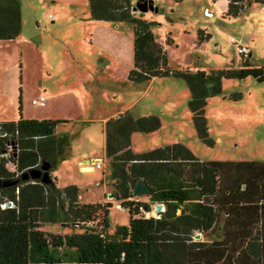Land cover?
I'll list each match as a JSON object with an SVG mask.
<instances>
[{
	"label": "trees",
	"instance_id": "1",
	"mask_svg": "<svg viewBox=\"0 0 264 264\" xmlns=\"http://www.w3.org/2000/svg\"><path fill=\"white\" fill-rule=\"evenodd\" d=\"M226 1L227 16H238L253 2L264 4ZM88 3L94 20L132 23L131 82L184 79L195 129L208 145L215 141L206 109L209 98L222 93L223 81L252 76L264 82V67L253 66L250 55L241 56L242 68L171 66L150 22L136 16L133 0ZM21 32V0H0V40L16 39ZM206 36L199 32V41ZM229 98L237 101L242 95L232 93ZM65 122L25 118L22 113L17 120L1 122L6 134L0 135V264H264V159L204 160L180 142L136 153L133 133L158 130L161 118L135 117L130 111L111 118L106 124V156L112 194L131 216L129 225H119L109 238L112 203L82 202L78 185L60 187L52 174L71 150V136L56 131ZM44 161L50 163L49 181L31 174ZM139 179L152 190L149 201L133 194ZM157 203L164 205L161 216H146ZM59 221L72 223L76 231L53 235L40 228L42 222ZM196 233L202 238L196 239Z\"/></svg>",
	"mask_w": 264,
	"mask_h": 264
},
{
	"label": "rangeland",
	"instance_id": "2",
	"mask_svg": "<svg viewBox=\"0 0 264 264\" xmlns=\"http://www.w3.org/2000/svg\"><path fill=\"white\" fill-rule=\"evenodd\" d=\"M137 1L133 0V4ZM152 1L158 7L157 11L135 13L150 22V29L167 51L169 65L192 69L204 66L208 71L224 68L242 59L238 46L247 44L252 49V64L264 67V4L253 2L238 16H227L225 0ZM21 5L23 37L33 45H43L49 50L47 59L43 61L30 49V44L24 48L25 104L31 110L30 114H42L44 105H34L31 101L40 97L41 84L46 83L50 91L51 86L55 87L53 96L59 100L54 101L49 93L45 94L47 103H50V119L68 121L76 118L59 124L56 129L58 134L71 136L74 150V154L70 152L61 166L55 169L58 183L61 187L78 185L82 202H111L107 236L113 238L119 225H129L130 211L112 194L114 186L109 159L102 167L93 160L96 156H103L102 123L82 121L94 114L102 115L103 111L113 107L109 104L112 93L109 86L112 84L117 87L124 103L141 96L146 90L147 81L135 83L124 76L125 67L133 63V25L130 22L115 24L92 19L88 0H21ZM199 32L209 37L199 41ZM16 43V40L10 41L11 45ZM6 50H11L12 57L9 56L8 60L13 62L12 48ZM60 50L65 51V58L58 57ZM104 52L114 60L112 69L98 66L104 64L98 59ZM15 55L19 61V51ZM119 58H122L120 62L123 65L116 68ZM4 63L0 60V65ZM46 66L51 68V76ZM115 69L117 71L113 73ZM89 78H96L98 86H107L103 92L108 99L106 107H94ZM20 82L22 79L19 78ZM59 83H76V105L73 91H60ZM232 93H239L242 98L234 101L229 98ZM189 96L184 79L172 76L158 78L148 93L137 101L134 112L158 115L162 125L151 133L135 132L133 149L145 151L180 142L204 160L264 159V82L252 76L225 79L222 93L209 98L206 116L210 136L215 141L213 145L203 142L197 134L187 103ZM11 148L15 149L14 145ZM84 160L94 168L83 170ZM137 199L149 201L147 195ZM73 226L64 221L42 222L40 228L53 235H64L75 232Z\"/></svg>",
	"mask_w": 264,
	"mask_h": 264
},
{
	"label": "crops",
	"instance_id": "3",
	"mask_svg": "<svg viewBox=\"0 0 264 264\" xmlns=\"http://www.w3.org/2000/svg\"><path fill=\"white\" fill-rule=\"evenodd\" d=\"M225 2L227 4L226 0H225ZM208 12L211 13L212 11L210 9H208ZM15 40L17 42L16 43L17 45H11L10 41H15ZM91 42H92V39H91ZM27 44L28 45L30 44V46H32L30 49L34 50L36 52V54L43 61H45L47 59V55H48L49 50L43 45H39V47L33 45L29 40H27L25 37H23L22 32H21L20 36L17 37L16 39L0 40V60L5 61L4 65H0V123L3 121L17 120V119H19L21 113H22V116L25 118H37V117H41V119L52 118V113H51V110L49 109L50 103H47V98H46V104L44 105L45 109H44V112L42 114H36V115L30 114L31 110L25 104L24 94H25L26 89H25V87H23L24 86L23 85V78H24V70H25V66L23 63V55L25 53L24 48ZM6 48H12L14 55L19 51V54H20L19 57H21V59L18 61L17 58H15L16 55L15 56L13 55V62H9L8 57L9 56L12 57V53L9 52L11 50L7 51ZM251 55H252V49L250 48V61H251ZM58 57L59 58L60 57L65 58V51L60 50ZM108 57H111V56L109 54H106L105 52L101 53L100 56L98 57V59L103 60L104 64H100L98 66L99 67L104 66V69H112V67L114 65V60L112 57L109 60ZM121 60H122V58H119L118 61L115 60L117 63L116 68H119L120 66L123 65L122 62H120ZM251 64H252V62H251ZM253 66H259V65L253 64ZM132 67H133V63L131 66L125 67V71H124L125 77L128 78V73ZM242 67H244V64H243L242 59H241L240 61L235 62L233 65L228 64L224 68H242ZM46 69H47L48 75L51 76L53 74L51 71V68H48V66H46ZM201 69L208 71L206 69V67H204V66H202ZM113 71H114L113 73H116L117 70L115 69ZM19 78H20V80L22 79V82H20V83H19ZM158 78H162V77H155V78H152L151 80L147 81L148 85L146 87V90H144V92L141 94V96H144V93H148V91L152 88L154 82H156V80ZM62 84L63 83H59V86H58L60 91H66V92H69L67 90L73 91V102L76 105V93H75L76 92V83H69V84H63V85ZM92 84H94V85L92 86ZM97 84L98 83H96V78H89V85L92 87L91 93H93L92 99H93L94 107L100 109V108L107 106L106 102L108 99L105 98V94L103 93L104 91L107 90V86L101 87V86H98ZM109 87L111 89L110 92L112 91V93L110 94L111 98L109 99L110 100L109 104H113L112 105L113 107L109 110L103 111L102 115H98V114L95 115L94 114L92 116H88L87 118H84V120L82 121L84 123H90V122H95V121L102 123L101 128H102V134H103V138H104L103 156H96V158H94L93 160L94 161L95 160L102 161L103 164L106 163V161L108 160V158L106 156V144H107L106 124H107L108 120H110L111 118H118L122 113H124L126 111H130L135 117L144 116V114L138 115L134 112L135 108H136V103L138 100H140L141 96L135 98L134 100H132L130 102L124 103V102H122V100H120L119 94L116 90L117 87L113 84ZM41 88H42V90H41L40 96L41 95L46 96L45 94L49 93L50 97L52 96V100H54V101L58 100L53 96L54 95L53 92L55 91L54 86H51V91H50L49 87L46 85V83H42ZM188 90H189V88H188ZM189 93H190V90H189ZM98 94H101V97H99ZM20 105H21V109H20ZM40 111H42V109H40ZM148 115H150V114H148ZM70 120L75 121L76 118H74V117L70 118V119H68V122H70ZM136 132H140V131H136ZM173 143H175V142H173ZM157 147H159V146H157ZM154 148H156V147H154ZM132 149H133V147H132ZM151 149H153V148H151ZM148 150H150V149H148ZM148 150H145V151H148ZM133 151L136 153L145 152V151H135L134 149H133ZM70 152H71V154L74 152L73 146H71ZM70 152H69V154H70ZM215 160H218V159H215ZM219 160H222V159H219ZM225 160H242V159H225ZM62 162L59 164V167L61 166ZM87 162H88V160H84L82 163H86V165H82L81 168L83 170H85L87 168H89L90 170L93 169L94 167L92 165H88ZM53 175L57 178V181H58V175L55 173V171H54ZM197 234H200V236L197 237L196 236ZM196 235H195L196 239L202 238L201 233H196Z\"/></svg>",
	"mask_w": 264,
	"mask_h": 264
},
{
	"label": "water",
	"instance_id": "4",
	"mask_svg": "<svg viewBox=\"0 0 264 264\" xmlns=\"http://www.w3.org/2000/svg\"><path fill=\"white\" fill-rule=\"evenodd\" d=\"M133 10L136 12H144L148 10L157 11L158 7L153 3L152 0H138L133 6ZM5 134L6 132L5 130L1 129V123H0V135H5ZM49 169H50V163L44 161L41 168L32 170L31 174L33 177H41L43 181H49L50 179ZM27 175L28 174H26V176ZM151 193L152 190L144 179H139L134 185L133 194L136 196L150 195ZM155 207L158 211H161L164 205L163 203H157ZM196 236L199 237L200 234H197Z\"/></svg>",
	"mask_w": 264,
	"mask_h": 264
},
{
	"label": "built area",
	"instance_id": "5",
	"mask_svg": "<svg viewBox=\"0 0 264 264\" xmlns=\"http://www.w3.org/2000/svg\"><path fill=\"white\" fill-rule=\"evenodd\" d=\"M238 52H239V54H240L241 56H243V57H247V56L250 55V48H249L248 45H246V44H242V45H239V46H238ZM31 102H32V104H34V105H40V106H43V105L46 104V97H45L44 95H41L39 98H34ZM11 145H13V144H11ZM11 145H10V146H11ZM11 149H12V148H11ZM7 154H9V153H4L3 156H6ZM96 165H97L98 167H102V166H103V162H102V161H98V160H96ZM9 167H10V169L15 170V164H14V163H10V164H9ZM162 210H163V209H162ZM162 210H161V211H162ZM161 211H158V210L156 209V207L154 206L150 211H147V212H146V216H148V217H160V216H161Z\"/></svg>",
	"mask_w": 264,
	"mask_h": 264
},
{
	"label": "bare ground",
	"instance_id": "6",
	"mask_svg": "<svg viewBox=\"0 0 264 264\" xmlns=\"http://www.w3.org/2000/svg\"><path fill=\"white\" fill-rule=\"evenodd\" d=\"M85 170H90L89 168L85 169Z\"/></svg>",
	"mask_w": 264,
	"mask_h": 264
},
{
	"label": "clouds",
	"instance_id": "7",
	"mask_svg": "<svg viewBox=\"0 0 264 264\" xmlns=\"http://www.w3.org/2000/svg\"><path fill=\"white\" fill-rule=\"evenodd\" d=\"M164 208V207H163Z\"/></svg>",
	"mask_w": 264,
	"mask_h": 264
}]
</instances>
